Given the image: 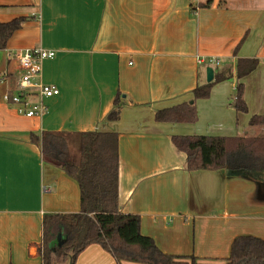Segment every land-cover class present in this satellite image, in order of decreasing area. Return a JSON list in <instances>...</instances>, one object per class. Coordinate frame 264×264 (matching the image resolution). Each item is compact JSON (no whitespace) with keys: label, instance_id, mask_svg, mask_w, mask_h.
<instances>
[{"label":"crops","instance_id":"1","mask_svg":"<svg viewBox=\"0 0 264 264\" xmlns=\"http://www.w3.org/2000/svg\"><path fill=\"white\" fill-rule=\"evenodd\" d=\"M18 17L25 21L0 50V264H40L42 217L79 211L77 182L31 142L43 131L118 134L120 212L137 215L141 234L162 252L219 264L237 236L264 242V176L187 171L171 142L264 135L248 126L264 115V0H0L1 22ZM32 48L54 51L36 82L59 93L45 100L44 115L29 118L2 96L17 90L21 74L8 54ZM246 58L258 64L242 79L247 112L236 113L234 69ZM208 67L230 77L195 102L198 120L156 122V111L191 101ZM117 94L113 123L106 116ZM73 264L116 262L90 245Z\"/></svg>","mask_w":264,"mask_h":264},{"label":"trees","instance_id":"2","mask_svg":"<svg viewBox=\"0 0 264 264\" xmlns=\"http://www.w3.org/2000/svg\"><path fill=\"white\" fill-rule=\"evenodd\" d=\"M24 17L0 21V50L20 29ZM256 59H238L234 69L237 80L231 106L236 113H246L242 79L253 72ZM230 76L216 74L210 83L196 85L191 101L158 110V123L194 124L198 120L197 100L209 97L211 88ZM122 102L119 95L107 114L109 122L120 118ZM249 128H264V115H253ZM31 142L40 147L41 158L53 166H63L67 176L79 187V211L69 214H46L41 220L42 240L37 246L40 264L64 262L77 256L88 246L97 245L116 262L138 264H183L194 256L170 255L140 232L137 215L123 214L119 209L118 134L115 131L56 132L43 131ZM173 146L185 155L187 171H217L264 176V135L234 137L207 135H174ZM60 237L58 238V236ZM219 264H264V242L250 235L235 237L229 255Z\"/></svg>","mask_w":264,"mask_h":264},{"label":"built area","instance_id":"3","mask_svg":"<svg viewBox=\"0 0 264 264\" xmlns=\"http://www.w3.org/2000/svg\"><path fill=\"white\" fill-rule=\"evenodd\" d=\"M55 57L54 51L42 48L26 49L20 52H11L8 58L17 62L21 74L17 82V90L13 93H5L2 100L5 104L15 106L18 114L25 117H41L47 112L45 100L58 95L59 91L55 86L37 83L40 77L41 64L45 60ZM217 65L219 59H197V63ZM36 97L30 102L31 93Z\"/></svg>","mask_w":264,"mask_h":264},{"label":"water","instance_id":"4","mask_svg":"<svg viewBox=\"0 0 264 264\" xmlns=\"http://www.w3.org/2000/svg\"><path fill=\"white\" fill-rule=\"evenodd\" d=\"M213 80V70L212 68L208 67L205 70V81L206 83H210ZM63 168V166H62ZM60 235L58 236V238ZM53 264H73L72 256H69L68 259L64 262H54Z\"/></svg>","mask_w":264,"mask_h":264},{"label":"rangeland","instance_id":"5","mask_svg":"<svg viewBox=\"0 0 264 264\" xmlns=\"http://www.w3.org/2000/svg\"><path fill=\"white\" fill-rule=\"evenodd\" d=\"M60 261H61V260H59L58 262H60ZM195 263H197V261H195ZM183 264H190V261L187 260V261L183 262Z\"/></svg>","mask_w":264,"mask_h":264}]
</instances>
